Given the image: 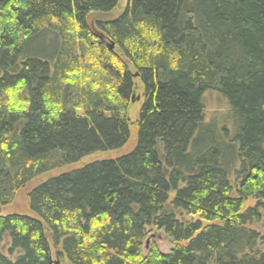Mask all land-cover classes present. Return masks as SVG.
I'll list each match as a JSON object with an SVG mask.
<instances>
[{
  "label": "trees",
  "instance_id": "obj_1",
  "mask_svg": "<svg viewBox=\"0 0 264 264\" xmlns=\"http://www.w3.org/2000/svg\"><path fill=\"white\" fill-rule=\"evenodd\" d=\"M118 3L0 0V264H264V0Z\"/></svg>",
  "mask_w": 264,
  "mask_h": 264
},
{
  "label": "rangeland",
  "instance_id": "obj_2",
  "mask_svg": "<svg viewBox=\"0 0 264 264\" xmlns=\"http://www.w3.org/2000/svg\"><path fill=\"white\" fill-rule=\"evenodd\" d=\"M126 0H119L117 8L112 11L111 13L105 15V16H100L102 18H113L117 16L122 8L125 5ZM91 17L98 18L96 14H92ZM139 97V99H137ZM134 101L130 103L129 109H128V116L130 121L132 122L131 125V139L129 140L128 144L123 147L122 149H118L115 151H109V152H103V153H95L90 156H87L80 160L77 164H74L70 167L62 168L59 170H54L49 173H46L44 175H41L38 179L35 180V182L42 181L50 176H53L61 171L64 170H69L71 168H75L78 166H81L85 163H89L95 160H102V159H107V158H114L119 155L127 153L129 150L133 148L134 145V134H135V127L137 123V117H138V112L142 104V91L140 88H137L134 96H133ZM203 105H204V113H205V118L206 120L212 118L214 115H219L225 109L227 108V102L226 100L216 92L208 91L205 92L203 95L202 99ZM29 188V187H28ZM27 190L28 189H22L20 190L16 198L13 202L12 205L8 207H2V213H8V212H25L26 211V195H27ZM255 201L249 199L245 202V207H252L254 206ZM262 212V221L260 223H255L251 227L257 231L264 229V210H261ZM151 246H155L161 253H168L171 248H172V243L169 241V239L160 231L152 230L149 231L148 234L146 235V238L143 241L142 245V253L145 255ZM52 259L54 261V264H66L65 261L61 260L55 253L54 251L52 252Z\"/></svg>",
  "mask_w": 264,
  "mask_h": 264
},
{
  "label": "water",
  "instance_id": "obj_3",
  "mask_svg": "<svg viewBox=\"0 0 264 264\" xmlns=\"http://www.w3.org/2000/svg\"><path fill=\"white\" fill-rule=\"evenodd\" d=\"M113 47H114V45L113 44H110V48L112 49ZM134 76L136 77L137 75L135 74ZM137 99H139V97H137ZM131 101L132 102L134 101L133 97H132ZM55 264H57V263H55Z\"/></svg>",
  "mask_w": 264,
  "mask_h": 264
}]
</instances>
